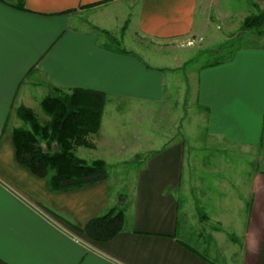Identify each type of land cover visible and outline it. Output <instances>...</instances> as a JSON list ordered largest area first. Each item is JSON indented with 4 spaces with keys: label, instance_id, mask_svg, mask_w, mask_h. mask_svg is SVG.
Listing matches in <instances>:
<instances>
[{
    "label": "crops",
    "instance_id": "1",
    "mask_svg": "<svg viewBox=\"0 0 264 264\" xmlns=\"http://www.w3.org/2000/svg\"><path fill=\"white\" fill-rule=\"evenodd\" d=\"M199 2L0 0V264H264V33L194 72L183 134L153 135L146 121L169 102L181 59L157 51L151 64L140 40L194 35ZM76 87L107 94L95 147L75 149L104 160L107 177L54 191L18 162L11 133L24 127L20 105ZM123 102L134 104L122 113L136 138L110 132L102 150ZM135 160L137 170L115 172ZM111 209L124 212L123 229L87 233Z\"/></svg>",
    "mask_w": 264,
    "mask_h": 264
},
{
    "label": "trees",
    "instance_id": "2",
    "mask_svg": "<svg viewBox=\"0 0 264 264\" xmlns=\"http://www.w3.org/2000/svg\"><path fill=\"white\" fill-rule=\"evenodd\" d=\"M244 25L257 29L259 33L264 32V9L247 16ZM106 103L107 94L103 91L82 87L69 91L55 88L41 101L42 110L49 117L45 122L33 108L20 105L16 112L29 127H15L11 133L18 162L46 178L54 191L106 179L104 160L88 163L75 152L78 146L95 147L91 135L100 131ZM123 226L124 212L111 209L91 220L86 231L104 240L114 237Z\"/></svg>",
    "mask_w": 264,
    "mask_h": 264
},
{
    "label": "rangeland",
    "instance_id": "3",
    "mask_svg": "<svg viewBox=\"0 0 264 264\" xmlns=\"http://www.w3.org/2000/svg\"><path fill=\"white\" fill-rule=\"evenodd\" d=\"M262 9H264V0H200L197 11V32L194 35L173 43L167 42L164 44H159L153 40H140V44L145 49L150 50L151 57L149 62L151 64L157 65L161 63L154 58V55L159 56L158 52L160 53V51L161 53H166L167 64L176 63L173 61L169 62L172 57L181 59V63L177 64L178 67L176 66L177 68L174 71L176 78L169 83V102L163 106L152 105L149 110L150 117L146 121L153 135H163L164 132L168 134L167 137L183 134L186 127L193 123L191 116L193 111H195L192 103L194 72L200 70L208 63L228 58L239 47L258 45L256 39L264 32L259 33L255 28L246 27L244 20L247 16L256 14ZM136 41L139 42V40ZM172 74L173 72L168 73L170 76ZM132 108H134V104L132 106V104L123 102L118 112L116 111L117 114L112 110V115L116 114L120 123H118V128L116 129L115 119L110 125L105 121L104 131L99 140V144H102V150L106 148L103 142L110 132L114 133L115 141L122 140V143L126 139L132 142L136 138L134 136L135 131H131L130 126L127 124V115L122 113V111L126 112ZM144 109L143 107L142 110ZM34 111L37 112L42 122L49 119L42 108L37 106ZM21 122L24 127H29L23 120ZM87 152L95 154L94 152ZM98 152H101V150ZM89 154H86V156L90 157L88 156ZM135 163L136 160L127 163V166L124 164L115 168V172H121L122 175L126 176L128 173L138 169V165H134ZM196 169L201 173V169ZM111 171H114L113 167ZM205 176V174H202L201 177Z\"/></svg>",
    "mask_w": 264,
    "mask_h": 264
}]
</instances>
